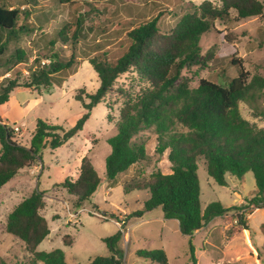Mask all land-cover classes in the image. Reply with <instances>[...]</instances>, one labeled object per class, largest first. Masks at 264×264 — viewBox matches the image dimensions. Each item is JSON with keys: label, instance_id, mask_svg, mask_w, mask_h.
Here are the masks:
<instances>
[{"label": "trees", "instance_id": "trees-1", "mask_svg": "<svg viewBox=\"0 0 264 264\" xmlns=\"http://www.w3.org/2000/svg\"><path fill=\"white\" fill-rule=\"evenodd\" d=\"M51 1L75 5L77 15L72 22L60 23L51 34L40 33L43 46L26 67L27 77L20 79L15 73L14 78L1 80L4 84L0 85V105L19 87L42 86L50 90L55 73L65 69L76 72L82 60H87L93 68L99 86L93 93L85 94L87 102L79 94L74 96L81 101L84 112L69 129L38 120L30 146L16 141L11 127L0 119V188L36 160L39 145L55 149L72 138L82 129L92 109L112 94L121 106L116 131L107 139L110 152L105 158L106 179L111 180L148 158L144 142L134 140L144 130L152 131L155 152L165 154L170 164L169 173L152 171L146 180L134 179L128 185L148 192L144 211L161 206L163 218L176 220L181 234L190 239L212 218L226 214L231 208L219 202L207 205L202 211L196 174L198 160L204 161L208 177L219 186H226L230 176L242 178L251 172L255 189L253 197L245 201L255 208L264 207V127L240 111L242 102L264 94V78L259 75L250 78L241 61L232 55L228 61L236 67V74L228 81L218 84L202 78L195 88L178 83L183 69L203 65L211 59L201 55L200 40L213 29L215 21L264 17V0H218L217 3L203 0L166 30L160 22V12L151 18L138 14L134 19L138 23L122 20L109 30L95 25L93 17L101 14L103 8L100 3ZM35 10L9 7L0 0V65L28 63L29 55L21 47H14L6 54L10 43H17L22 35L42 28V24L30 21ZM34 18L40 20L38 15ZM65 49L70 52L68 57L61 54ZM122 75L129 77L128 84L116 85ZM100 181L94 165L84 156L77 178H67L58 185L75 196V208L81 209ZM44 206L42 192L33 190L7 214L5 230L24 244L33 262L65 264L59 249L36 250L50 233L41 214ZM235 220L249 229L242 215H236ZM119 238L120 234L104 238L109 256L95 257L88 264H123L122 253L116 248ZM61 240L64 245L72 243L67 234ZM189 253L190 264H197L191 242ZM135 254L152 264H167L162 249L137 250ZM0 264L7 263L0 257Z\"/></svg>", "mask_w": 264, "mask_h": 264}, {"label": "rangeland", "instance_id": "rangeland-1", "mask_svg": "<svg viewBox=\"0 0 264 264\" xmlns=\"http://www.w3.org/2000/svg\"><path fill=\"white\" fill-rule=\"evenodd\" d=\"M83 1L102 5L101 14L93 17L95 25L99 27L114 29L115 24L127 19L136 24L138 20L134 19L138 14L142 18H151L160 12V22L166 26V30L203 0H76L78 3ZM1 2L9 7L36 9L32 11L30 21L42 24L40 30L24 34L17 43L8 45L6 55L14 47H21L29 55L27 64L10 62L0 65V80L2 77L12 79L15 73L20 79H24L27 77L26 67L43 46L40 33L51 34L60 23L72 22L77 15L76 6L57 4L51 0ZM34 15H38L40 20H35ZM200 47L201 55H207L211 59L203 65L183 69L178 83L195 88L202 78L218 84L228 81L236 74V67L228 61L232 55L241 61L250 78L254 75L264 78V17L229 20L225 23L215 21L213 29L201 37ZM61 54L68 57L70 52L65 49ZM129 80L128 76L122 75L117 79L116 85H127ZM50 83L48 91L42 86L39 89L16 88L9 95L8 102L0 105V119L9 126L16 125L20 128L15 133V139L25 146H30L31 135L38 120L64 130L72 127L84 112L81 101L74 96L79 94L87 102L85 94L93 93L99 86L97 75L87 60L80 62L76 72L65 69L55 73ZM2 84L4 83L1 82L0 85ZM120 106L121 103L112 94L106 96L103 102L92 109L79 132L55 149L39 145L38 157L30 167L21 169L0 188V257L7 264H42L33 262L24 244L5 230L7 214L18 202L36 190L43 194L45 206L41 214L47 220L50 230L36 250L50 252L59 249L63 252L65 264H88L95 257L109 256L110 250L103 239L117 234H120V238L116 248L122 253L123 264H152L138 258L135 252L156 249L165 252L167 264H189V242L192 243L200 264L208 262L213 256H217L224 264H238L234 262L238 253L235 249L239 246L243 248L242 239L222 236L224 229L229 236L235 225H238L236 215L243 216L252 242L256 245L252 244L259 247H255L256 252H246L243 261L246 264H264V207L255 208L246 201L238 204L241 199L250 200L253 197L255 182L251 172H247L242 178L232 176L227 186H219L208 177L204 161H197L196 174L202 211L213 202L231 209L226 214L213 218L207 238L201 232L194 239L184 238L175 230V221H160L163 215L161 206L144 211L148 192L128 187L134 179L136 182L146 180L152 171L170 172L165 154L155 152L156 142L151 130L140 131L134 137L135 141L144 142L148 158L115 178L106 179L105 158L110 152L107 139L116 131ZM240 111L243 116L264 127V94L242 102ZM84 156L92 162L101 181L92 197L78 210L74 205L75 196L58 184L67 178H77L80 160ZM245 205L248 207H243ZM140 211L141 215H134ZM96 213L105 218L102 219ZM225 220L235 223L230 226ZM65 234L71 237V245L62 243L61 237ZM223 240H226L225 243Z\"/></svg>", "mask_w": 264, "mask_h": 264}, {"label": "crops", "instance_id": "crops-1", "mask_svg": "<svg viewBox=\"0 0 264 264\" xmlns=\"http://www.w3.org/2000/svg\"><path fill=\"white\" fill-rule=\"evenodd\" d=\"M20 8H24V7H22V6H20ZM43 15L41 14V17H42ZM39 17V16H38ZM43 18H45L44 16H43ZM3 78V77H2ZM2 80V79H1ZM1 80H0V82H1ZM13 92V91H12ZM11 92V93H12ZM10 93V94H11ZM8 102V101H7ZM2 121V120H1ZM3 122V121H2ZM30 167V166H29ZM29 167H27V168H29ZM34 168H35V170H37V165H35L34 166ZM232 176H230V177H228V183H227V185L229 184V181H230V178H231ZM226 185V186H227ZM243 201H245V200H243V199H241L240 201H239V203L238 204H241ZM225 216V215H224ZM217 217V216H216ZM160 221H166V222H169V221H175V230H178L179 231V225H178V222L176 221V220H174V219H164L163 218V215H162V218L161 219H159ZM212 220H213V218L210 220V221H208L207 223H206V225H204L202 228H200L199 230H197L194 234H193V236H192V238L191 239H194V237L195 236H197L199 233H205L204 234V238H207V236H208V232H209V230H210V228H211V225H212ZM236 221V220H235ZM235 221H233V222H230V221H227V220H225V222H229V224H230V226H232V224H234L235 223ZM124 224V223H123ZM248 225V224H247ZM180 232V231H179ZM181 233V232H180ZM228 234V232L224 229V231H223V235L222 236H224L225 238H229V239H235V238H241L242 239V243H243V248L242 247H236V251L238 252H236L237 254H236V256H235V258H234V262H236V263H238V264H246L243 260H245L244 259V254L246 253V252H250V250L252 251V252H256V249H255V247L256 248H258L259 249V247L258 246H254L253 244H255L254 242H252V237H251V235H250V230L249 229H244L243 227H241V226H238V225H235V229L230 233V235L228 236L227 235ZM184 238H188L187 236H185V235H183V234H181ZM47 238V237H46ZM224 242L223 243H225V241L226 240H223ZM253 243V244H252ZM256 245V244H255ZM201 246H202V244H201ZM201 249H203L202 247H201ZM196 251H195V249H194V256H195V259H196V262H197V264H200L198 261H197V256H196V253H195ZM238 254H240V255H238ZM221 263H224V262H222V261H219V259H218V257L217 256H213V257H211L210 258V260L208 261V262H206V263H204V264H221ZM190 264V263H189Z\"/></svg>", "mask_w": 264, "mask_h": 264}, {"label": "built area", "instance_id": "built-area-1", "mask_svg": "<svg viewBox=\"0 0 264 264\" xmlns=\"http://www.w3.org/2000/svg\"><path fill=\"white\" fill-rule=\"evenodd\" d=\"M10 127H11V129L13 130L14 133H17L20 130V128L18 126H16V125H13V126H10ZM78 210H80V209H78ZM96 215H98L102 219L105 218V216L102 215V214L96 213ZM118 225H120V224H118Z\"/></svg>", "mask_w": 264, "mask_h": 264}]
</instances>
